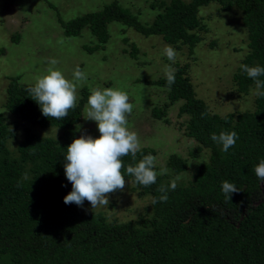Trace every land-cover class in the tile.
Here are the masks:
<instances>
[{
    "label": "trees",
    "instance_id": "trees-1",
    "mask_svg": "<svg viewBox=\"0 0 264 264\" xmlns=\"http://www.w3.org/2000/svg\"><path fill=\"white\" fill-rule=\"evenodd\" d=\"M212 3L219 4L223 13L240 16L249 48L242 64L264 67V0H156L151 8L157 14L151 23H142L116 0L102 11L68 22L59 17V22L66 37H78L89 29L97 39L96 45L86 46L90 53L104 50L111 38L109 25L120 23L146 38L160 36L175 49L187 47L194 54L202 33L210 29L202 9ZM14 40L19 42L20 37ZM123 42L128 45V38ZM131 45V56L136 58L138 50ZM173 66L176 79L170 89L164 76L142 81L166 90L168 102L151 113L168 122L167 107L183 101L179 115H187L182 123L185 134L199 143L191 154L199 157L209 149V161L196 165L188 179L176 181L166 203L151 204L152 197L161 195L157 189L167 186L171 176L158 175L155 184L144 187L134 182L126 167L143 155L154 156L156 150L141 147L136 161L130 155L123 157L130 192L150 198L149 213L126 222L63 202L71 191L64 154L79 137L75 126L84 115L90 91L83 89L77 107L60 121L41 114L28 96L29 87H20L19 77L10 79L5 109L29 123L57 127L62 134L49 138L27 132L15 157L8 149L15 132L0 113V264H264V185L254 173L255 165L264 159V97L255 98L254 110L213 113L197 96L189 64ZM233 81L240 94L255 88L240 67ZM201 113L207 115L201 118ZM221 131L238 134L228 152L210 139L211 133ZM168 167L174 175L190 169L188 160L176 153L169 156ZM225 180L241 190L231 200L221 190Z\"/></svg>",
    "mask_w": 264,
    "mask_h": 264
},
{
    "label": "rangeland",
    "instance_id": "rangeland-1",
    "mask_svg": "<svg viewBox=\"0 0 264 264\" xmlns=\"http://www.w3.org/2000/svg\"><path fill=\"white\" fill-rule=\"evenodd\" d=\"M116 0H0V113L6 115L15 138L8 141V149L18 156V145L25 139L27 132L42 137L60 138L62 131L57 127H41L27 122L16 114L9 113L4 105L10 79L19 77L20 87H31L35 78L47 72L50 58L59 63L55 66L66 78L72 79L74 69L79 66L87 79L78 85V101L82 90L94 88H118L126 91L129 102L134 105L128 115L129 129L135 131L141 147L156 150V171L167 167L170 179L176 181L189 178L192 169L202 162L209 161L211 151L204 149L199 157L191 154L199 144L196 139L185 134L182 123L187 115L180 116L179 108L183 101H177L166 109L165 118L157 119L152 115L155 106L168 102L166 90L147 85L142 81L156 80L164 76L165 64H189V75L198 98L207 102L213 113L226 115L255 109L253 90L240 94L233 77L249 51L247 31L237 13H223L219 4L212 3L202 9L209 24V30L202 33V42L194 54L184 47L176 50L177 57L172 63L163 54L168 45L160 36L144 37L133 28L120 23L109 25L110 40L104 50L90 53L87 47L96 45L97 39L89 29H84L78 37H66L60 25L59 17L65 22L92 12H99ZM124 8L137 15L142 23L153 22L157 12L151 8L156 0H117ZM20 37L19 42L14 38ZM127 37L129 44H124ZM138 50L132 58V45ZM170 46V45H169ZM77 101V102H78ZM87 104L85 105V107ZM85 109V108H84ZM85 114V112H84ZM76 131L78 136L98 137L95 121L83 117ZM186 158L190 169L180 175H174L168 167L171 154ZM130 183L126 182L124 191L109 195L107 207L93 208L85 201L82 208L87 212L104 213L109 219L119 222L136 220L149 213L150 198L130 192Z\"/></svg>",
    "mask_w": 264,
    "mask_h": 264
},
{
    "label": "clouds",
    "instance_id": "clouds-1",
    "mask_svg": "<svg viewBox=\"0 0 264 264\" xmlns=\"http://www.w3.org/2000/svg\"><path fill=\"white\" fill-rule=\"evenodd\" d=\"M163 54L175 63L177 52L172 46L166 45ZM58 63L55 58H50L48 64L51 67L35 78L34 85L27 92L39 105L44 117L61 121L68 117L70 110L77 107V88L86 81L87 75L77 66L69 80L55 67ZM240 68L255 83L253 95L264 97V79H261L264 77V67L241 64ZM162 71L170 89L175 83V69L170 64H165ZM129 99L127 92L118 88L91 89L83 118L95 121L100 135L95 138L80 135L67 146L64 154L66 163L63 167L65 177L71 183V191L63 197L66 205L83 207L87 201L92 209L107 207L110 194L124 191L126 180L122 171L125 169L122 158L130 155L136 161L137 153L141 151L138 134L129 129L127 117L134 108ZM206 115L207 113H201V118ZM76 127L79 129L80 125ZM210 139L220 145L222 151L228 152L236 144L238 134L236 131H221L219 134L211 133ZM155 169L156 157L147 154L134 165L129 164L126 173L134 178L137 185L149 187L156 183L158 175H167L168 172L167 167H161L159 173ZM254 173L261 185H264V159L255 165ZM178 179L179 177L171 180L167 186L160 185L157 191L161 195L152 197L151 204L166 203L169 199L168 192L176 189ZM221 190L226 200H231L232 194L241 191L227 180L222 182Z\"/></svg>",
    "mask_w": 264,
    "mask_h": 264
}]
</instances>
